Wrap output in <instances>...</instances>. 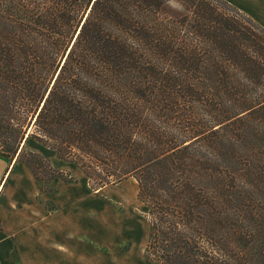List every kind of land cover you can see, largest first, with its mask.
<instances>
[{
    "label": "trees",
    "instance_id": "16d2710c",
    "mask_svg": "<svg viewBox=\"0 0 264 264\" xmlns=\"http://www.w3.org/2000/svg\"><path fill=\"white\" fill-rule=\"evenodd\" d=\"M260 90L264 27L227 0H0V155L40 190L74 180L28 138L92 190L133 176L147 264H264Z\"/></svg>",
    "mask_w": 264,
    "mask_h": 264
},
{
    "label": "crops",
    "instance_id": "0c3cea01",
    "mask_svg": "<svg viewBox=\"0 0 264 264\" xmlns=\"http://www.w3.org/2000/svg\"><path fill=\"white\" fill-rule=\"evenodd\" d=\"M227 1L264 27V0ZM0 156V264H116L98 189L54 177L40 190L28 167ZM45 156L55 169L78 170L50 149Z\"/></svg>",
    "mask_w": 264,
    "mask_h": 264
},
{
    "label": "rangeland",
    "instance_id": "374dc122",
    "mask_svg": "<svg viewBox=\"0 0 264 264\" xmlns=\"http://www.w3.org/2000/svg\"><path fill=\"white\" fill-rule=\"evenodd\" d=\"M257 93H260L262 98L264 97V91L261 92L260 90ZM245 129L248 135H252L250 136L252 140L249 143L253 148L252 167L254 171L256 170L264 177V109L254 117H250ZM24 143L26 151L38 152L47 158L45 153L49 151V148L31 138H28ZM13 159L17 160V157ZM0 161H2L1 158ZM242 161L245 163V159ZM72 164L74 165L72 167H76L78 170H76V173L72 171L64 172L66 177L70 176L74 182L81 181L87 184L84 174L78 166ZM43 171L48 173L47 170H39V175L42 177H44ZM40 184L47 185L44 181H41ZM263 187L264 181L262 183ZM86 189L89 190L90 188L86 186ZM96 193V198L100 197L101 200L100 217L101 223L104 225L102 228H109L108 236L115 244L114 247L108 250L111 251L116 264H147L144 262L142 253L148 235V222L145 217L146 207L137 198L136 179L133 176H128L115 184H108L99 188ZM106 207L109 209L106 210ZM98 210L96 208L97 213ZM84 212L86 213V210ZM150 264L157 263L152 262Z\"/></svg>",
    "mask_w": 264,
    "mask_h": 264
},
{
    "label": "built area",
    "instance_id": "2783aa9c",
    "mask_svg": "<svg viewBox=\"0 0 264 264\" xmlns=\"http://www.w3.org/2000/svg\"><path fill=\"white\" fill-rule=\"evenodd\" d=\"M0 186H1V183H0Z\"/></svg>",
    "mask_w": 264,
    "mask_h": 264
}]
</instances>
